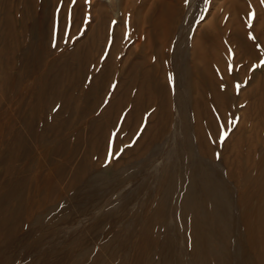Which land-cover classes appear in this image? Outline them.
Wrapping results in <instances>:
<instances>
[{"label": "bare ground", "instance_id": "bare-ground-1", "mask_svg": "<svg viewBox=\"0 0 264 264\" xmlns=\"http://www.w3.org/2000/svg\"><path fill=\"white\" fill-rule=\"evenodd\" d=\"M23 1L24 7L16 11L20 27L25 32L37 30L41 39L52 36L55 29L64 32L70 29L68 39H77L87 27L86 38L77 41L64 64L65 71L77 74V81L84 78L91 65L96 72L88 89L86 106L98 105L106 78L111 76L109 87L115 97L107 105L104 117L100 115L92 123L89 153L96 157L103 154L98 141L108 136L126 103L133 108L123 119V128L134 112L137 124L144 106H157L152 114H157L154 122L144 129L135 145L126 150L137 158L133 162L138 164L143 153L162 147V137L172 127L171 106H179L176 113L180 122L175 133L182 134V139H171L164 164L155 160L158 162L159 203L153 215L145 214L148 228L141 230L136 264H179L170 254L171 250L185 257L186 248L191 249L194 259L185 258L180 264H264V138L259 140L255 123L246 126L243 120L239 121L238 109L234 108L237 100L233 99L250 83L260 66L259 60H264L263 49L248 38L249 30L241 25L238 29L230 23L222 25L226 12L221 5H216L212 16L191 35L190 55L181 65L180 77L186 79L183 91V87L175 84L174 69L184 60L185 37L190 30H184L176 50L171 45L184 14L188 25L195 17L205 14L206 11L198 14L196 10L200 0H141L140 4L128 0L126 10L130 7L134 18L125 25L131 26V33L122 42L120 31L115 29L111 43L110 21L123 19L114 0L94 3L90 0ZM60 3L61 9L57 8ZM37 4L39 10L35 11ZM141 10L142 17L138 14ZM93 16L96 22L90 23ZM8 18L6 12L1 20L3 27ZM131 41H135V45H131ZM254 89L264 91V85ZM183 92L192 106V123L186 119ZM259 109L264 125V106ZM120 138V132L115 134L114 144ZM144 138L146 149L139 152L138 146ZM219 148L223 150L225 170L220 175L216 171ZM87 167L84 160L78 170L83 172ZM138 168V165L124 166L122 172L130 175ZM101 177L94 174L88 181L93 183ZM227 182L237 190L243 189L237 210L233 208ZM234 213L239 215L237 224ZM174 229L178 245L170 247L162 238H166L163 235L168 231L174 234Z\"/></svg>", "mask_w": 264, "mask_h": 264}, {"label": "rangeland", "instance_id": "rangeland-1", "mask_svg": "<svg viewBox=\"0 0 264 264\" xmlns=\"http://www.w3.org/2000/svg\"><path fill=\"white\" fill-rule=\"evenodd\" d=\"M114 1L123 19L110 21V43L115 29L120 31L123 42L132 29L125 24L134 18L130 7L126 10L128 0ZM140 1L134 0L136 4ZM61 3L57 8L61 9ZM216 5H221L226 12L222 25L230 23L233 28L238 29L240 25L247 28L248 38L264 51L262 0H200L196 10L198 14L206 11L205 14L195 17L190 26L184 14L171 45L176 50L179 38L190 30L185 37L184 60L174 69L175 84L183 87V91L186 79H181L180 72L190 55L191 35L207 22ZM23 7V0H0V264H136V251L139 254L141 249V230L148 228L146 218L154 214L159 203L156 167L158 162L164 164L166 161L173 138L182 139V134L175 133L180 122L176 113L179 106H171L172 127L162 137V147L143 153L138 164H134L137 158L126 150L133 147L144 129L154 122L157 114H152L157 106H144L137 124L134 112L123 128V119L133 108L126 103L117 124L106 138L98 141L105 153L100 157L89 153L92 123L100 115L104 117L107 105L115 97L109 87L111 76L106 78L98 105L86 106L88 89L96 72L91 65L84 78L77 81V74L65 71L64 64L77 41L86 38L87 27L77 39H68L70 29L65 32L55 29L52 36L41 39L37 30L25 32L20 27L16 11ZM38 10L37 4L35 11ZM6 12L9 18L3 27L1 20ZM138 14L142 17V10ZM138 14L135 16L139 20ZM89 21L95 23L96 19L93 16ZM129 43L135 45V41ZM259 64L250 83L233 99L237 100L234 108L238 109L239 121L243 120L246 126L255 123L257 136L263 140L264 125L259 106H264V91L254 88L264 85V60L260 59ZM183 97L186 98L184 92ZM184 107L186 119L192 123V106L187 98ZM118 132L121 138L114 144ZM145 143L144 138L138 146L139 152L146 149ZM218 152L216 171L220 175L225 170L223 150L219 148ZM84 160L88 167L79 172L78 167ZM137 165L139 168L130 175L122 172L124 166L134 168ZM94 174L102 177L89 183L88 179ZM227 185L233 208L237 210L243 189H235L231 182ZM136 208L140 209L138 213ZM233 219L239 223V215L234 213ZM175 233L176 229L174 234L165 233L163 243L170 247L178 245ZM237 234L235 232L238 237ZM184 250L185 257L178 251L171 250L170 254L180 263H184L185 258L193 260L191 249Z\"/></svg>", "mask_w": 264, "mask_h": 264}, {"label": "snow or ice", "instance_id": "snow-or-ice-1", "mask_svg": "<svg viewBox=\"0 0 264 264\" xmlns=\"http://www.w3.org/2000/svg\"><path fill=\"white\" fill-rule=\"evenodd\" d=\"M262 2H264V0H262Z\"/></svg>", "mask_w": 264, "mask_h": 264}]
</instances>
